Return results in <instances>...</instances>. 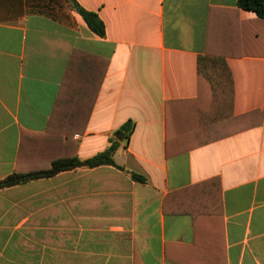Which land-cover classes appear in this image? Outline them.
<instances>
[{"label":"crops","instance_id":"1","mask_svg":"<svg viewBox=\"0 0 264 264\" xmlns=\"http://www.w3.org/2000/svg\"><path fill=\"white\" fill-rule=\"evenodd\" d=\"M77 1L104 36L70 0H0V180L76 143L86 159L117 141L116 164L0 189V264H264V22L238 0ZM209 51L231 115L201 82ZM57 104L71 139L48 129Z\"/></svg>","mask_w":264,"mask_h":264},{"label":"trees","instance_id":"2","mask_svg":"<svg viewBox=\"0 0 264 264\" xmlns=\"http://www.w3.org/2000/svg\"><path fill=\"white\" fill-rule=\"evenodd\" d=\"M70 2L72 4V7L82 15L88 26L95 33L100 36L105 35V24L95 12L85 9L79 4L77 0H70ZM238 6L239 8L256 12L257 21L259 20L264 22V0H238ZM199 75L201 82L205 81L207 83L205 87L208 86L209 88L208 97L210 99L213 112H217L218 114H223L225 112L228 115H231V113H233L232 110L235 95L234 76L233 71L226 61L225 57L216 53H212L210 51L205 55L200 56ZM84 114L87 115L82 127L83 129L85 128V125L88 121L90 111ZM52 117L48 126L49 131L53 128L55 130L61 131L62 133H65L67 135V138L71 139V130L79 129V119L76 122V120H74V117H70L62 110H60L58 104L55 106V111L53 112ZM133 128L134 123L132 120H129L121 127L120 131H125L126 137H129V134L132 132ZM77 148V143L71 146L70 153L57 157L53 161L52 166L49 169L30 172L27 174L16 172L4 179H1L0 189L20 184L33 178L53 176L65 170L81 167H97L105 164H116L114 154L118 148L117 141H112L106 150L86 159H82L78 156ZM131 175L136 180H145L143 176L137 173H131ZM209 183H218L219 186H221V178L213 177L196 185L190 186L189 188L192 189L196 187H203L205 185H208ZM181 210L183 211V209ZM187 212L194 215V212L191 210H188Z\"/></svg>","mask_w":264,"mask_h":264},{"label":"water","instance_id":"3","mask_svg":"<svg viewBox=\"0 0 264 264\" xmlns=\"http://www.w3.org/2000/svg\"><path fill=\"white\" fill-rule=\"evenodd\" d=\"M117 137H118L119 139H123V133H120Z\"/></svg>","mask_w":264,"mask_h":264},{"label":"built area","instance_id":"4","mask_svg":"<svg viewBox=\"0 0 264 264\" xmlns=\"http://www.w3.org/2000/svg\"><path fill=\"white\" fill-rule=\"evenodd\" d=\"M78 136V135H77Z\"/></svg>","mask_w":264,"mask_h":264}]
</instances>
